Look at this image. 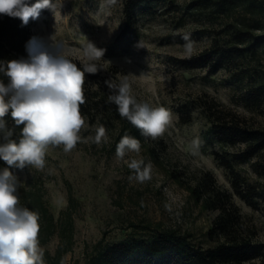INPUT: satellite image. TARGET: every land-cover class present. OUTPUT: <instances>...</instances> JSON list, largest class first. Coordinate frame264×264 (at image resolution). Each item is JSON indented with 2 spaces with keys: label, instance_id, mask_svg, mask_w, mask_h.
<instances>
[{
  "label": "rangeland",
  "instance_id": "rangeland-1",
  "mask_svg": "<svg viewBox=\"0 0 264 264\" xmlns=\"http://www.w3.org/2000/svg\"><path fill=\"white\" fill-rule=\"evenodd\" d=\"M125 1L52 0V8L32 19L34 37L45 46L52 40L65 45L67 56L83 62H88L84 52L89 43L104 50L103 57L93 62L102 65L107 78L119 84L126 77L136 100L169 110L171 124L156 139L139 141V154L129 152L120 160L110 131L106 143L82 142L95 136L94 127L85 123L82 141L70 152H64L63 145H49L42 169L28 165L12 171L18 181L20 205L24 192L41 190L55 217L65 220L70 213L73 241L62 264H76L85 260L101 238L113 242L148 235L156 227L190 229L201 235L214 213L202 207L189 186L210 170L222 187L233 192L239 209L257 228V238L264 240V196L256 205L239 196L234 174L218 157V153L232 157L246 143L215 140L208 117L211 104L264 128V42L233 56L213 73L207 66L185 67L175 60L184 56L180 33L202 31L192 40L196 54L216 39L227 41L236 25L250 23L256 32L264 33V13H252L242 6L218 12L211 5L193 6V0L152 1L154 10H138L133 31L120 37L126 20ZM184 104L192 108L189 121L181 115ZM133 158L152 164L150 180L129 179L135 173L124 161ZM232 162L243 183L256 184L264 191V149L246 161ZM62 241L56 231L48 242L39 240V246L54 254Z\"/></svg>",
  "mask_w": 264,
  "mask_h": 264
},
{
  "label": "trees",
  "instance_id": "trees-1",
  "mask_svg": "<svg viewBox=\"0 0 264 264\" xmlns=\"http://www.w3.org/2000/svg\"><path fill=\"white\" fill-rule=\"evenodd\" d=\"M152 1L161 0H126L125 26L119 36L130 35L137 22V11L151 12ZM30 3V2H29ZM193 6L211 5L218 12H225L235 6H242L249 12L264 13V0H193ZM257 26V25H256ZM201 30L186 31L179 34L181 41L188 34L195 39ZM34 38L32 19L24 25L21 19L0 15V64L5 68L11 60L28 59L27 44ZM264 42V33H258L250 23L236 25L225 42L216 39L209 47L188 57H175L178 64L185 67L207 66L210 72H217L235 55L252 51L257 44ZM68 58L83 70V62L72 56ZM93 62V61H92ZM97 65L95 74L85 73L83 91L85 103L80 105L81 115L88 128L103 125L113 135V145L128 135L139 141L145 136L118 112V106L110 102L108 97L114 94L105 81L110 79L102 72V65ZM114 68L113 65H110ZM0 81L8 84L9 78L0 72ZM208 117L211 122L210 131L213 138L222 143L235 144L245 142L243 150L236 151L232 157L218 153L222 164L228 167L233 176L235 192L252 205L258 198H263L264 191L256 184L243 183L239 173L234 169L232 160L246 161L264 149V128L247 124L242 117L230 110L216 109L208 106ZM183 120L192 118V108L183 105ZM7 127L13 130L12 139L18 142L22 125L17 127L10 113L4 117ZM95 134V131H94ZM5 141L0 134V143ZM7 167L0 160V170ZM11 171L15 168L10 169ZM264 173V162L262 164ZM192 196L206 210L213 212L210 223L201 235L193 230L178 227H156L148 235H131L123 239L109 242L99 239L83 262L76 264H264V240L257 238V228L239 209L233 199V192L222 187L210 170L203 171L195 183L189 186ZM22 205L38 214L40 231L38 239L42 243L49 241L56 231L62 236V243L56 253L44 250L43 260L46 264H62L63 255L73 241V225L70 213L62 220L55 217L46 204L41 190H30L23 193Z\"/></svg>",
  "mask_w": 264,
  "mask_h": 264
},
{
  "label": "clouds",
  "instance_id": "clouds-1",
  "mask_svg": "<svg viewBox=\"0 0 264 264\" xmlns=\"http://www.w3.org/2000/svg\"><path fill=\"white\" fill-rule=\"evenodd\" d=\"M52 7V0H0V15L17 17L27 25L30 19H38L43 9ZM183 40V55L190 58L195 51L194 42L188 34ZM27 51L28 59L8 61L6 68L0 64V72L9 78L7 85L0 81V134L5 141L0 143V160L7 165L0 170V264H44L38 239L39 216L20 205L17 177L10 169L23 170L28 165L42 169L49 145H63L67 153L82 141L80 132L85 119L80 105L85 103V73H97L92 61L104 55V50L89 43L84 52L88 62L81 70L66 55V46L54 40L45 46L34 37L27 44ZM105 83L114 91L108 99L118 106L122 118L145 137L156 139L164 134L172 121L169 110L138 102L126 77L119 84L110 80ZM9 113L15 126H23L18 142L12 139L13 130L4 120ZM102 140L106 143L108 137L100 125L95 128L94 137L82 142L100 144ZM195 143L198 146L199 142ZM129 152L139 154L140 142L125 135L116 146V156L123 160ZM124 162L135 173L130 180L144 183L152 178L151 163L145 165L142 159L135 158Z\"/></svg>",
  "mask_w": 264,
  "mask_h": 264
}]
</instances>
